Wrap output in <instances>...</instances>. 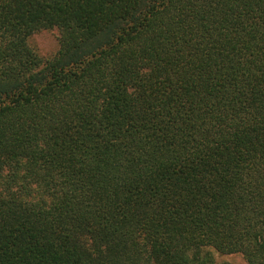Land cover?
<instances>
[{"label": "trees", "instance_id": "obj_1", "mask_svg": "<svg viewBox=\"0 0 264 264\" xmlns=\"http://www.w3.org/2000/svg\"><path fill=\"white\" fill-rule=\"evenodd\" d=\"M215 252L264 264V0H0V264Z\"/></svg>", "mask_w": 264, "mask_h": 264}, {"label": "rangeland", "instance_id": "obj_2", "mask_svg": "<svg viewBox=\"0 0 264 264\" xmlns=\"http://www.w3.org/2000/svg\"><path fill=\"white\" fill-rule=\"evenodd\" d=\"M59 38V30H43L31 36L29 45L34 48L42 58H50L59 50ZM214 255L219 264H248L241 254L224 255L215 252Z\"/></svg>", "mask_w": 264, "mask_h": 264}]
</instances>
